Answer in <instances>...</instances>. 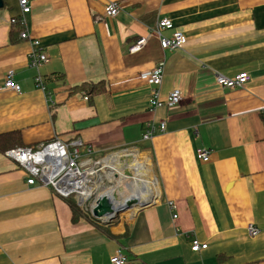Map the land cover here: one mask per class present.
<instances>
[{
  "label": "crops",
  "instance_id": "obj_1",
  "mask_svg": "<svg viewBox=\"0 0 264 264\" xmlns=\"http://www.w3.org/2000/svg\"><path fill=\"white\" fill-rule=\"evenodd\" d=\"M1 1L0 264H112L118 251L127 264H264V0H32L27 15L19 0ZM111 2L116 17L105 16ZM165 18L174 29L163 36L188 39L178 50L151 34ZM142 37L147 45L131 53ZM34 41L49 58L45 91L30 67ZM159 67L161 97L179 90L182 102L151 111L144 75ZM9 72L20 93L5 89ZM241 73L243 88L217 83ZM152 122L166 131L145 140ZM56 139L81 140L99 159L136 150L159 194L127 223L75 222L66 199L28 185L6 156ZM195 240L208 248L194 252Z\"/></svg>",
  "mask_w": 264,
  "mask_h": 264
},
{
  "label": "built area",
  "instance_id": "obj_2",
  "mask_svg": "<svg viewBox=\"0 0 264 264\" xmlns=\"http://www.w3.org/2000/svg\"><path fill=\"white\" fill-rule=\"evenodd\" d=\"M31 2L32 0H19L23 15L32 12ZM120 11L119 3L111 2L105 8V16L116 17ZM173 29L172 21L165 18L158 23L157 29L151 33L158 38L164 51L178 50L188 42L187 37L178 31H175L170 38L163 36V31ZM21 38L24 40L29 39L28 33H22ZM147 43L148 37L140 38L131 47L130 52L134 54L141 51ZM33 45L36 49L30 55V67L38 71L35 83L45 91V80L39 69L49 62V58L40 51L39 41H34ZM144 77L147 84L154 88L150 105L151 111L164 106L172 108L181 104L182 95L179 90L172 91L166 98L161 97L159 87L164 79L162 67L145 74ZM249 81L250 76L248 73H241L235 78H227L222 75L217 77L218 85L226 89L243 88ZM4 87L6 90L16 93H20L22 90L21 86L15 81L13 72L6 75ZM261 117L264 124V108L261 110ZM158 131L161 133L166 131L165 122H160L159 125L153 122L148 124L144 139H152ZM6 156L17 162L28 173V185L39 184L40 186L49 187L64 199H75L79 207H83L93 198L98 189L102 188L103 179L108 178L111 174L105 170L111 168L108 164L110 157L96 158L93 148L81 140L65 143L60 139H56L36 150L32 148L11 150L6 153ZM197 158L200 161H208L211 158V152L205 149L198 150ZM101 174H104V178ZM97 182H100L101 185L93 190L94 184ZM96 203L97 199L94 200L92 209L96 206ZM174 218H177V216H174ZM248 234L251 237H257L260 235V230L254 225H249ZM207 248V244H201L197 240L192 243L194 252L206 250ZM111 263L127 264L128 258L121 251H118L111 257Z\"/></svg>",
  "mask_w": 264,
  "mask_h": 264
},
{
  "label": "rangeland",
  "instance_id": "obj_3",
  "mask_svg": "<svg viewBox=\"0 0 264 264\" xmlns=\"http://www.w3.org/2000/svg\"><path fill=\"white\" fill-rule=\"evenodd\" d=\"M134 152H137L136 150H128L127 152L125 151L124 153H118L115 155H109L110 157V161H108L109 166L111 167V162L114 158L118 159L117 165L115 166V168L113 169V167L110 168V170L105 169L107 172H110V176L106 179H103V183H102V188L98 189V192L93 196V198L88 201V203L86 205H84L83 207H80L82 210V218L86 219L87 221H89L90 223L96 225L99 228H104V230H106V226L108 225L109 228L110 227H115L118 226L121 223H127L130 219H132L133 216H131L133 213L132 212H119L114 219L110 220L109 223L106 224H102L101 221L95 219L92 215V206L94 203L95 199H99L101 196L106 195L107 192L109 191H113V193L115 194V199L117 202H124L127 203L130 200L134 201H138V194H140L139 188L136 185V171H134V169H132L131 166V157L125 158V160H122V157L124 158L126 155L129 154H133ZM138 156H140V158L146 162L147 164H149V169L151 170L152 174H149L148 176H146V179L144 178V183H147V186L149 188L150 187V183L152 181V192H155L157 190L158 194H159V188H158V184L157 182L155 183L156 177L154 174V170H153V166L152 163L150 162V160H148V158L139 153L137 154ZM122 174L123 176L121 177L120 174ZM102 178H104V174H101ZM157 194V195H158ZM156 198V197H155ZM138 211V210H137ZM136 211V212H137ZM129 213L131 215H129Z\"/></svg>",
  "mask_w": 264,
  "mask_h": 264
},
{
  "label": "bare ground",
  "instance_id": "obj_4",
  "mask_svg": "<svg viewBox=\"0 0 264 264\" xmlns=\"http://www.w3.org/2000/svg\"><path fill=\"white\" fill-rule=\"evenodd\" d=\"M137 152H134L133 154H129L126 155L127 157H131V168L134 169V171H136V185L139 188L140 194H138V201L136 202H131L133 200H130L129 203H131V205L128 206L127 203L124 202H117L115 199V194L113 193V191H109L106 193V195L110 198L113 199L115 202V206H116V210H118L119 212H124L127 213L128 211L131 210H138L140 206H142V204L148 203V202H152L154 201L155 198V194L154 192H152L151 188H152V181L148 183H150V187L149 188L147 186V183H144V178L146 179V176H148L150 174V169L149 164H147L146 162H144L140 156H138ZM118 159H113L111 162V167H113V169L115 168V166L117 165ZM120 174V173H119ZM120 176L122 177L123 175L120 174ZM156 183V181H155ZM101 185L100 182H97L96 184H94L93 190H95L97 187H99Z\"/></svg>",
  "mask_w": 264,
  "mask_h": 264
},
{
  "label": "water",
  "instance_id": "obj_5",
  "mask_svg": "<svg viewBox=\"0 0 264 264\" xmlns=\"http://www.w3.org/2000/svg\"><path fill=\"white\" fill-rule=\"evenodd\" d=\"M3 7V3L0 0V8ZM129 157V156H128ZM125 156L122 157V160H125V158H128ZM130 202V201H129ZM127 202L128 206L131 205V203ZM133 202V201H131ZM135 202V201H134ZM137 202V201H136ZM152 202H148L145 204H142V206L139 207L138 211L144 210L148 206H150ZM119 213L118 210H116L115 202L113 199H110L107 195L101 196L96 203V206L92 209V215L95 219L101 221L104 224L109 223L110 220L114 219L115 216Z\"/></svg>",
  "mask_w": 264,
  "mask_h": 264
},
{
  "label": "trees",
  "instance_id": "obj_6",
  "mask_svg": "<svg viewBox=\"0 0 264 264\" xmlns=\"http://www.w3.org/2000/svg\"><path fill=\"white\" fill-rule=\"evenodd\" d=\"M66 202L68 203L70 209L72 210L74 221L77 222V220L82 219V215H83L81 211L82 209L78 206L76 200L73 198H69L66 199Z\"/></svg>",
  "mask_w": 264,
  "mask_h": 264
}]
</instances>
